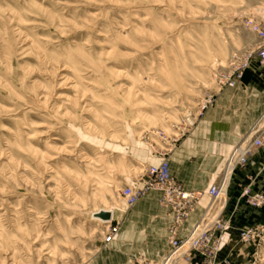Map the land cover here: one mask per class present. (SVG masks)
<instances>
[{"label": "rangeland", "instance_id": "obj_1", "mask_svg": "<svg viewBox=\"0 0 264 264\" xmlns=\"http://www.w3.org/2000/svg\"><path fill=\"white\" fill-rule=\"evenodd\" d=\"M263 4L0 0V264H91L107 245L95 213L121 225V189L227 87ZM250 228L228 264H264V213Z\"/></svg>", "mask_w": 264, "mask_h": 264}, {"label": "crops", "instance_id": "obj_2", "mask_svg": "<svg viewBox=\"0 0 264 264\" xmlns=\"http://www.w3.org/2000/svg\"><path fill=\"white\" fill-rule=\"evenodd\" d=\"M263 114L264 84L259 72L248 69L236 87H226L217 94L199 123L169 155L171 175L184 189L201 192L188 217L180 224L177 237L185 238L203 216L207 222H226L220 260L233 261L240 229L263 218L264 207L248 205L241 191L249 187L252 192L264 193V147L257 150L250 165L233 173L224 198L211 204L207 190L218 184L229 152ZM140 184L144 188L145 179ZM122 216L118 233L91 264H133L139 257L160 262L170 250L167 236L173 222V211L162 203L161 192L145 189L140 200L127 207ZM204 262L202 254L192 251L174 259L173 264Z\"/></svg>", "mask_w": 264, "mask_h": 264}, {"label": "built area", "instance_id": "obj_3", "mask_svg": "<svg viewBox=\"0 0 264 264\" xmlns=\"http://www.w3.org/2000/svg\"><path fill=\"white\" fill-rule=\"evenodd\" d=\"M245 26L259 39V43L254 50L245 54V58L239 65L233 66L229 74L223 77L220 83L227 87H236L243 78V72L248 69L259 72L264 84V4L258 16L245 20ZM209 99L204 107L211 102ZM262 147H264V114L252 124L246 137L229 152L220 181L218 184L211 185L207 190L211 204L226 196L233 173L250 165L257 150ZM146 174L144 188L124 186L120 194L127 207H130L140 200L145 189H156L161 192L162 203L173 211V222L169 227L167 237L170 250L160 262L139 257L133 264H173L172 257L176 253H181L180 257L192 251L204 256V264H228L229 259L220 260L218 258L222 248L221 236L227 228L226 222L220 220L207 222L206 217L203 216L185 238L177 237L180 224L188 217L193 202L200 197L201 192L183 188L181 183L171 175L168 158H162L158 164H150L146 169ZM241 196L253 208L264 207L263 192H252L249 187H244ZM119 228V222L114 220L108 222L107 231L103 237L104 244H109L113 240ZM250 236V226L240 229V241H248Z\"/></svg>", "mask_w": 264, "mask_h": 264}, {"label": "water", "instance_id": "obj_4", "mask_svg": "<svg viewBox=\"0 0 264 264\" xmlns=\"http://www.w3.org/2000/svg\"><path fill=\"white\" fill-rule=\"evenodd\" d=\"M95 215L104 221H110L112 219L111 212L108 210H101L96 212Z\"/></svg>", "mask_w": 264, "mask_h": 264}, {"label": "bare ground", "instance_id": "obj_5", "mask_svg": "<svg viewBox=\"0 0 264 264\" xmlns=\"http://www.w3.org/2000/svg\"><path fill=\"white\" fill-rule=\"evenodd\" d=\"M218 201H219V200H218ZM180 254H181V253H180ZM180 254H179V253H176V254L174 255V257H172V260L176 259L177 256L179 257Z\"/></svg>", "mask_w": 264, "mask_h": 264}]
</instances>
